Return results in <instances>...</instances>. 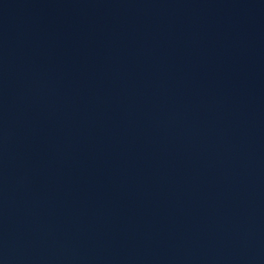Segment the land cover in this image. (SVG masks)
I'll use <instances>...</instances> for the list:
<instances>
[{
    "label": "water",
    "instance_id": "95a60500",
    "mask_svg": "<svg viewBox=\"0 0 264 264\" xmlns=\"http://www.w3.org/2000/svg\"><path fill=\"white\" fill-rule=\"evenodd\" d=\"M0 264H264V0H0Z\"/></svg>",
    "mask_w": 264,
    "mask_h": 264
}]
</instances>
